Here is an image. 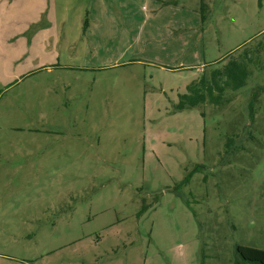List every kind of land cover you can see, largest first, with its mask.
Returning <instances> with one entry per match:
<instances>
[{
  "label": "rangeland",
  "instance_id": "obj_1",
  "mask_svg": "<svg viewBox=\"0 0 264 264\" xmlns=\"http://www.w3.org/2000/svg\"><path fill=\"white\" fill-rule=\"evenodd\" d=\"M51 1L0 0V264L264 249V48L243 87L175 107L264 43V0H114L90 38V0Z\"/></svg>",
  "mask_w": 264,
  "mask_h": 264
},
{
  "label": "trees",
  "instance_id": "obj_2",
  "mask_svg": "<svg viewBox=\"0 0 264 264\" xmlns=\"http://www.w3.org/2000/svg\"><path fill=\"white\" fill-rule=\"evenodd\" d=\"M200 5L201 20H204V3L201 2ZM85 24L86 21H84L83 26H85ZM262 35H264V31ZM261 48H264V43L260 42L257 48H254L253 54H251L252 52L248 53L247 49H245L240 59H230L227 63L223 64L221 68L214 69L210 74L209 80H205L202 76L198 81L189 83L186 86V91L178 95V101L175 105L176 109L195 107L207 97L214 99L211 93L214 88V83L216 84V82L220 92L228 87L239 89L246 85L248 77L251 74L249 63L253 64L255 61L259 62L258 52ZM200 84L203 87L205 85V92L200 90ZM262 89H264V86ZM184 181L185 180H183V182ZM235 250L240 259V264H264V249L262 248L237 245Z\"/></svg>",
  "mask_w": 264,
  "mask_h": 264
},
{
  "label": "crops",
  "instance_id": "obj_3",
  "mask_svg": "<svg viewBox=\"0 0 264 264\" xmlns=\"http://www.w3.org/2000/svg\"><path fill=\"white\" fill-rule=\"evenodd\" d=\"M43 1H45V3H43ZM26 2V5L27 7L29 8H26V9H29V10H33V7L30 5V0H25ZM41 3H43V5H41V9H40V12L43 13L45 12V20L47 21H50V16L48 17V15H50V11L53 10L54 8V4H53V8L51 9V6H50V2H51V5H52V1L51 0H40ZM157 2V0H156ZM47 4V5H45ZM114 4V0H90V3H89V8L87 9V13H86V16H87V21H88V26L87 28L84 30L83 29V35H87L89 38L91 36V32H90V29L93 27V24H90L91 20L93 23H97L100 18L103 16V14H106L108 12H110L109 10L112 9V8H115V7H112L111 5ZM168 6V4H164L162 6ZM157 6V4H156ZM47 8V9H45ZM65 9V7H63ZM63 10V9H62ZM154 10V9H153ZM164 10H166V7H164ZM154 12H157V13H161L163 12V10L161 11H155ZM152 12V13H154ZM54 13H52L51 15H53ZM47 16V17H46ZM185 27V26H184ZM190 28V27H188ZM188 28H184V29H188ZM53 34H54V31H51ZM49 32V37H50V40L53 41L55 44H58L57 42V39H58V35L56 37H51L50 36V33ZM43 34L42 35L44 38H46V35L48 34L46 31L43 30Z\"/></svg>",
  "mask_w": 264,
  "mask_h": 264
}]
</instances>
